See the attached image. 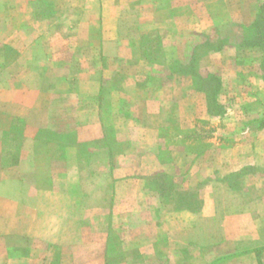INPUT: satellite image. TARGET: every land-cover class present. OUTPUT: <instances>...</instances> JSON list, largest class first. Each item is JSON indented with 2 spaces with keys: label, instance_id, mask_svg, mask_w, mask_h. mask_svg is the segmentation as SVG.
Instances as JSON below:
<instances>
[{
  "label": "crops",
  "instance_id": "crops-1",
  "mask_svg": "<svg viewBox=\"0 0 264 264\" xmlns=\"http://www.w3.org/2000/svg\"><path fill=\"white\" fill-rule=\"evenodd\" d=\"M19 2L14 28L0 31L4 262L154 264L158 241H204L205 214L223 230L250 215L226 177L253 164L251 143L198 147L189 133L229 113L209 109L203 76L220 89L264 83L263 48L243 43L264 0H98L95 13L67 19L100 22L96 35L26 29L33 0ZM127 20L153 31L124 29ZM210 34L222 43L188 72L197 39ZM12 241H27V253L12 256Z\"/></svg>",
  "mask_w": 264,
  "mask_h": 264
},
{
  "label": "rangeland",
  "instance_id": "rangeland-1",
  "mask_svg": "<svg viewBox=\"0 0 264 264\" xmlns=\"http://www.w3.org/2000/svg\"><path fill=\"white\" fill-rule=\"evenodd\" d=\"M25 0H0V31L14 28L16 24L14 15L19 16L20 2ZM98 0H33L32 4L25 5L24 25L26 29L38 31L58 30L61 33L70 31L90 30L93 35L103 27L98 21H68V17L73 14L83 15L85 8H97ZM110 7V6H109ZM126 14L133 15L132 7H127ZM91 12V11H90ZM87 13V12H86ZM38 18H34V17ZM10 17V19H9ZM133 16L130 17L132 19ZM19 21V20H18ZM113 23H106L110 28ZM124 29L135 32L151 33L152 25L147 22L138 23L126 21L123 23ZM120 23L119 28H122ZM158 28V26H157ZM156 28V29H157ZM151 31V32H150ZM221 31V30H220ZM62 35V34H61ZM210 34L209 36L197 39L185 63L188 72L192 71L196 60L209 49L218 47L222 43L219 36ZM82 38L77 37L76 41ZM212 39V40H211ZM157 42V38H145L142 41ZM59 41H63L62 38ZM92 44H96L97 39H87ZM227 42H229L227 40ZM63 43V42H61ZM66 44V43H65ZM263 72L261 66L259 70ZM203 81L207 80L210 91L212 112H223L229 110L228 115L223 116L218 121L210 122L207 119L198 120L196 134L189 133V141L198 142V147H206L209 143H219L222 146L235 144L237 147L244 146V143H251L253 164L247 166L239 172L232 173L226 178L235 188L245 191L247 200L251 204V213L247 212L243 221H233L232 229H216L212 221H208L205 214V223L200 235L204 236V241H158L157 260L154 264H264V127L260 131L249 133L254 121L264 118V83H252L249 87L217 86V77L209 78L203 76ZM2 81V75L0 76ZM256 81V80H255ZM221 92V102H216L217 92ZM248 92V93H247ZM230 99V101H229ZM244 115L242 116V114ZM197 138V139H195ZM6 139H2L5 141ZM249 147V146H248ZM244 149V148H243ZM243 149H240L243 151ZM200 149H198L199 151ZM194 151H196L194 149ZM205 152V151H204ZM209 152V151H208ZM225 157V156H224ZM221 156V159H224ZM229 198L223 197V207L227 209ZM222 207V206H221ZM207 213V212H205ZM224 224L227 226L229 217ZM208 221V222H207ZM221 238L224 241H216ZM27 241H12L9 246L12 256L26 254L28 250ZM112 254L119 253V241H111ZM4 242L0 241V264H10L4 262ZM137 258L140 256L135 255ZM134 264H143L140 259L133 258ZM14 264V263H11Z\"/></svg>",
  "mask_w": 264,
  "mask_h": 264
},
{
  "label": "trees",
  "instance_id": "trees-1",
  "mask_svg": "<svg viewBox=\"0 0 264 264\" xmlns=\"http://www.w3.org/2000/svg\"><path fill=\"white\" fill-rule=\"evenodd\" d=\"M252 33L250 36H246L243 39V43L246 44H257L258 46H261L263 48V58L260 61V66L263 70L262 76L264 78V5L261 7V11L259 13L258 20L252 24L251 27L248 28ZM192 70V69H191ZM209 78H215L214 75H208ZM210 91L209 90V99H210ZM211 106V102L209 101V109ZM264 127V118L256 120L252 123L250 130H259Z\"/></svg>",
  "mask_w": 264,
  "mask_h": 264
}]
</instances>
